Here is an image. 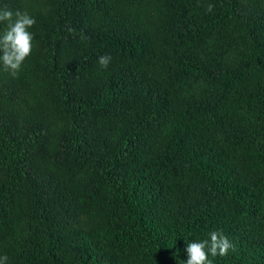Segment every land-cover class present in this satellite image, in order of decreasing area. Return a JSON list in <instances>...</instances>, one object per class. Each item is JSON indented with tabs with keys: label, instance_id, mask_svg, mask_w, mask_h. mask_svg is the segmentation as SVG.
Returning a JSON list of instances; mask_svg holds the SVG:
<instances>
[{
	"label": "trees",
	"instance_id": "obj_1",
	"mask_svg": "<svg viewBox=\"0 0 264 264\" xmlns=\"http://www.w3.org/2000/svg\"><path fill=\"white\" fill-rule=\"evenodd\" d=\"M4 7L36 21L0 62L6 264H184L213 230L212 264H264V0Z\"/></svg>",
	"mask_w": 264,
	"mask_h": 264
},
{
	"label": "clouds",
	"instance_id": "obj_2",
	"mask_svg": "<svg viewBox=\"0 0 264 264\" xmlns=\"http://www.w3.org/2000/svg\"><path fill=\"white\" fill-rule=\"evenodd\" d=\"M213 5H208L211 12ZM0 22H6V27L0 31V62L5 71L15 76L25 59L31 55L33 48V33L29 30L36 23L28 12L0 8ZM111 55L105 54L98 58L102 68H107L111 62ZM230 250H234V244L228 239L222 230H213L209 238L187 243V260L184 264H212L211 256H226ZM8 257H0V264H6Z\"/></svg>",
	"mask_w": 264,
	"mask_h": 264
}]
</instances>
